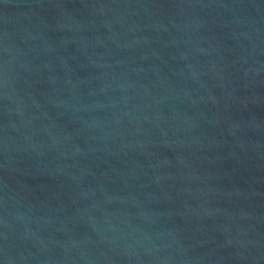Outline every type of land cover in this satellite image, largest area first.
Here are the masks:
<instances>
[{
	"label": "water",
	"instance_id": "water-1",
	"mask_svg": "<svg viewBox=\"0 0 264 264\" xmlns=\"http://www.w3.org/2000/svg\"><path fill=\"white\" fill-rule=\"evenodd\" d=\"M0 264H264V0H0Z\"/></svg>",
	"mask_w": 264,
	"mask_h": 264
}]
</instances>
